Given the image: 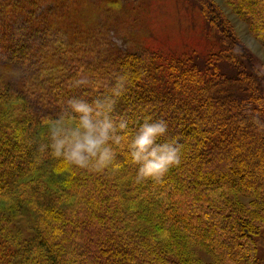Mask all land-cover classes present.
Returning a JSON list of instances; mask_svg holds the SVG:
<instances>
[{
  "label": "trees",
  "instance_id": "1",
  "mask_svg": "<svg viewBox=\"0 0 264 264\" xmlns=\"http://www.w3.org/2000/svg\"><path fill=\"white\" fill-rule=\"evenodd\" d=\"M50 1L0 0V54L29 75L25 92L0 90V264H264V72L214 2L191 0L222 47L204 65L149 49L115 56L67 0L36 12ZM229 2L264 47V0ZM34 42L37 53L22 57ZM223 57L232 62L221 66ZM118 75L129 86L113 118L127 120L126 135L146 118L164 119L169 131L158 142L183 149L158 180L136 181L123 144L111 166L91 171L41 151L48 130L33 136L68 100L106 97ZM27 98L41 116L27 112ZM21 210L34 218L29 238L13 235Z\"/></svg>",
  "mask_w": 264,
  "mask_h": 264
},
{
  "label": "rangeland",
  "instance_id": "2",
  "mask_svg": "<svg viewBox=\"0 0 264 264\" xmlns=\"http://www.w3.org/2000/svg\"><path fill=\"white\" fill-rule=\"evenodd\" d=\"M211 1L214 2L246 49L254 55L258 67L264 72V47L261 42L252 35L247 24L230 5L229 0ZM67 5L75 12L85 14L81 26L89 28L87 33L92 29L95 36L105 37L115 56L138 55L144 49H149L163 58L178 56L187 59L191 56H198L205 65L206 61H210L212 54L216 55L222 50V47L218 45L219 39L217 40L215 37L214 30L207 25L191 0H67ZM55 9L60 10L61 7L56 3V0H51L49 5L45 7L40 5L35 10L43 14L46 10L53 12ZM36 15L38 17L41 13H36ZM57 21L61 26L64 25L62 20L57 19ZM29 23L28 20L21 19L17 25L25 27ZM25 28L29 29V27ZM40 30L34 31L36 35H41ZM19 33L23 34L20 30L17 31V34ZM70 35L72 38L76 37V34ZM31 44V47L20 53V55L23 54L22 57L31 52L37 53V43ZM12 48L14 52L21 49L20 45H14ZM226 57L231 58L229 55ZM212 58L214 59L215 56ZM229 62L232 61L225 57L217 61L220 65L222 64L221 66ZM26 70L21 67H8L0 54V90L1 85L4 84L6 88L3 90H6L7 96L25 92L22 89L25 84L23 82L29 78ZM26 102L29 104L28 113H32L36 117L41 116L43 111L32 103L31 98L30 100L27 98ZM2 109L0 107V113L4 111ZM50 122L52 121L48 119L47 126L44 125L46 127H36L33 136L48 130ZM32 139L37 147L42 145L40 138ZM16 220L13 235L29 238L33 231L32 213L21 210ZM204 250L203 247L195 248L196 255L201 259L210 260ZM259 257L264 261V247L260 248Z\"/></svg>",
  "mask_w": 264,
  "mask_h": 264
},
{
  "label": "clouds",
  "instance_id": "3",
  "mask_svg": "<svg viewBox=\"0 0 264 264\" xmlns=\"http://www.w3.org/2000/svg\"><path fill=\"white\" fill-rule=\"evenodd\" d=\"M85 84L86 79L76 81L77 86ZM128 86L127 75H118L106 97L68 100L58 117L48 124V140L41 151H49L53 157L80 169L103 171L113 164L116 146L123 144L131 162L137 165V182L163 177L180 163L183 149L174 140L158 142L169 131L164 119L146 118L133 135H126L127 120L114 119L113 112L116 99Z\"/></svg>",
  "mask_w": 264,
  "mask_h": 264
}]
</instances>
